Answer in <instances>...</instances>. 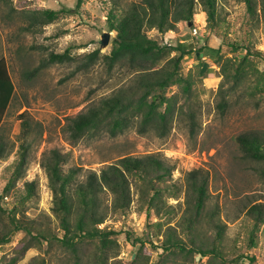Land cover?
<instances>
[{"label":"rangeland","instance_id":"1","mask_svg":"<svg viewBox=\"0 0 264 264\" xmlns=\"http://www.w3.org/2000/svg\"><path fill=\"white\" fill-rule=\"evenodd\" d=\"M20 1L25 3V0H0V56L6 58L15 84V95L0 122V134L12 145L10 154L0 159V192L10 173L6 166L14 160L20 141L21 119L18 114L23 110H27L30 116V128L26 135L28 151L23 176L17 179L9 197L4 198L2 204L9 207L13 202L12 197L15 199L14 189L22 187L24 180H35L38 198L27 204V214L33 217L39 213L44 220L50 217L56 227L58 222L51 213L52 193L40 164L46 151L57 148L67 154L64 167L80 166V179L88 170L99 172L121 156L155 153L174 165L171 176L159 184L176 183L179 189L175 191L174 187L170 188L169 192L164 193V198L176 204L177 211L166 215L161 209L160 215L148 217L142 197L137 187L132 185L131 201L123 216L122 212L110 210L112 193L102 191L103 207L108 210L106 222L116 228L115 238L119 244L116 258L120 261L110 260L107 264H173L174 258L179 264H207L206 256L198 259L194 253L192 259L179 252L170 254L163 251L161 237L152 234L156 230L154 224L158 217L175 222L181 216L179 204L182 206L185 198L182 179L186 171L197 167L209 172L210 196L206 206L217 202L219 215L228 224L226 240L232 248L226 255L228 264H264V221L255 225L241 211L243 204L249 201L264 203V164L243 159L235 139L239 132L249 128L264 130L263 22L257 19L249 25L244 20L243 3L218 0L217 12L223 23L213 28L208 26L206 13L197 3L191 24L179 21L175 30L164 33L148 30V35L161 43L180 39L186 47H198L205 42L220 47L221 58L206 56V59H198L193 53L183 57L180 72L188 80L189 91L184 90V82L168 88L167 96L174 114L166 135L160 136L150 126L145 132H140L132 123L116 135L104 131L73 140L69 132L63 129L67 117L85 111L93 102L118 88L127 87L133 81V74L125 66L115 65L108 69L102 60L88 66L81 65L86 61L84 54L99 46L101 31L108 30L105 16L111 2L84 0L76 7V0H26L30 6L63 10L39 32H32L22 28L24 21ZM110 31L108 45L99 46L101 52L110 49L115 36V31ZM247 34L260 53L249 55L239 81H228L221 67L223 59L230 57L231 62H235V58L244 52L243 48L233 51L228 42ZM66 48L70 49L69 60L49 63L40 67L35 74L27 75L26 72L37 66L48 52H62ZM221 83L227 91L229 102L223 113L215 105ZM188 103H193L200 121V128L194 134L189 130L186 118ZM120 228H131L134 235L130 239L126 237V232L119 231ZM134 236L143 239L139 253L138 244L134 245L131 241ZM20 237L21 233H11L9 241L0 244V264H10L14 246ZM83 247L89 249L91 245L85 241ZM40 253L46 256L47 264H57V257L49 258L48 254L35 247L28 248L16 264H23Z\"/></svg>","mask_w":264,"mask_h":264},{"label":"trees","instance_id":"2","mask_svg":"<svg viewBox=\"0 0 264 264\" xmlns=\"http://www.w3.org/2000/svg\"><path fill=\"white\" fill-rule=\"evenodd\" d=\"M83 1L76 0V7ZM237 1L244 4V20L249 25L254 24L257 19L264 24V0ZM110 2L111 6L105 16L106 27L115 31L110 49L108 52H101L99 46L95 47L84 54L86 61L81 65L88 66L89 63L102 60L108 69L115 65L125 66L128 72L133 74V81L127 87L118 88L110 95L93 102L85 111L67 117L63 129L69 132L70 138L77 140L85 135L104 131L116 135L135 123L140 132H145L150 126L149 128L157 130L160 136H164L169 131L174 114L167 96L168 88L184 82V90L189 91L188 80L180 72L183 57L193 53L198 59L203 55L221 58L220 47L211 46L206 42L198 47L194 45L186 47L180 39L161 43L150 37L147 32L155 29L159 33H164L175 30L179 21L186 23L193 21L194 7L197 3L206 13L208 26L213 28L223 23L217 12L218 0L129 2L110 0ZM19 3H22L19 6L24 21L22 28L32 32H39L63 11L51 7L30 6L26 0L25 3L22 1ZM248 36L249 34L228 42L233 51L244 49L239 58L234 57L235 62H231L230 57L223 59L221 67L228 81H239L249 55L259 52ZM172 51L174 54H171ZM69 52V48L62 52L53 50L48 52L37 66L26 72L27 75L35 74L40 67L49 63L69 60L71 58ZM262 87L264 88V82ZM226 92L224 84L221 83L215 105L222 113L229 103ZM14 95L15 84L7 60L0 56V122ZM187 107L188 127L194 134L200 128V121L193 103H188ZM18 116L21 119L20 141L15 150L14 160L6 166L10 173L0 192V244L8 242L11 233H21L14 246L10 264H16L30 247L45 252L49 258L57 257V264H107L110 260L120 261L116 258L119 245L115 238L117 230L106 222L108 210L103 207L100 196L104 190L110 191L113 195L110 210L122 212L123 216L131 201L132 185L137 187L148 217L152 214L160 215L161 209L166 215L177 211V205L164 198V193L169 192L170 188L174 187L175 191L179 189L176 183L159 184L171 176L174 165L168 164L157 154L124 155L106 164L99 172L88 170L80 179L78 176L82 171L81 167L65 168L67 154L57 148L46 151L40 162L52 193L51 213L58 222L57 226L52 224L53 220L50 217L44 220L39 213L33 217L27 214V204L38 198L35 180H24L22 187L14 189L15 199L12 197L11 205L4 206L2 200L5 196L9 197L12 186L23 176L27 161L26 135L30 128V116L27 110H23ZM235 139L243 159L264 164L263 129L243 130ZM11 148L12 145L0 134V159L10 154ZM208 181L209 172L205 168L197 167L186 171L182 179L184 202L182 206L177 202L182 208L181 216L175 222L171 219L162 220V216L158 217L154 224L156 230L152 234L161 237L162 250L170 254L179 252L194 259L195 253L198 259L206 256L207 264H228L226 255L232 251L226 240L228 224L220 217V206L217 202L206 206L210 196ZM241 211L255 225L264 221V203L261 201H249L243 204ZM119 231L126 232V237L130 239L134 235L131 228L125 230L120 228ZM85 241L91 245L89 249L83 247ZM131 241L134 245L138 244L139 253L143 239L134 236ZM246 258L252 260L251 257ZM45 259L46 256L40 253L23 264H47ZM172 263L179 264V261L174 258Z\"/></svg>","mask_w":264,"mask_h":264},{"label":"water","instance_id":"3","mask_svg":"<svg viewBox=\"0 0 264 264\" xmlns=\"http://www.w3.org/2000/svg\"><path fill=\"white\" fill-rule=\"evenodd\" d=\"M192 21H189L188 24H191ZM111 39V31L110 30H103L99 36V46L106 47Z\"/></svg>","mask_w":264,"mask_h":264},{"label":"built area","instance_id":"4","mask_svg":"<svg viewBox=\"0 0 264 264\" xmlns=\"http://www.w3.org/2000/svg\"><path fill=\"white\" fill-rule=\"evenodd\" d=\"M202 58H203V59H206V56L203 55ZM5 199H7V196H5ZM102 225H103V224H102Z\"/></svg>","mask_w":264,"mask_h":264},{"label":"crops","instance_id":"5","mask_svg":"<svg viewBox=\"0 0 264 264\" xmlns=\"http://www.w3.org/2000/svg\"><path fill=\"white\" fill-rule=\"evenodd\" d=\"M17 7H18V6H17ZM17 7H16V8H17ZM48 7H49V6H48Z\"/></svg>","mask_w":264,"mask_h":264}]
</instances>
